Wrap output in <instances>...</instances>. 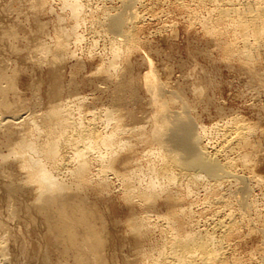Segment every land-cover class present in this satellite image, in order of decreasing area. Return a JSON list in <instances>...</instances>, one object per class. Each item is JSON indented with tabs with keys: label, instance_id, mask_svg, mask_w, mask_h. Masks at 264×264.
I'll return each mask as SVG.
<instances>
[{
	"label": "rangeland",
	"instance_id": "obj_1",
	"mask_svg": "<svg viewBox=\"0 0 264 264\" xmlns=\"http://www.w3.org/2000/svg\"><path fill=\"white\" fill-rule=\"evenodd\" d=\"M66 1L0 0V31L5 32L0 48L10 66L22 68L15 78L19 107L14 110L25 115L30 112L26 116L33 115L32 120L41 125L45 111L58 103L71 108L75 121L99 135L109 136L116 124L119 127L121 137L118 135L115 148L116 152L123 150L117 156V165L112 167L114 163L106 164L97 152L90 153L89 177L83 190L76 191L78 181L73 174L77 147L61 148L58 164L62 167L58 165V169H52V163L43 157L54 176L77 192V196L68 198L69 202L79 204L85 197L86 204L95 211L97 227L105 229L107 245L99 264H168L157 260L158 253L179 225L185 232L215 237L227 264H264V34L248 32L252 59H242L237 51L246 45L242 31L235 26L238 16L233 11L229 16L220 12L225 8H249L247 18H259L260 30L264 25V12L257 9L260 1L252 0L249 7L248 0H132L131 5L125 0H79L82 6L77 14ZM122 11L132 42L118 52V40L123 37L109 32L105 21ZM39 41L50 46L48 56L41 53ZM149 60L156 73V88L166 86L160 98L168 103L164 114L176 109L181 112L186 107L200 134L201 146L225 164L231 175L227 172L218 179L198 171L195 178L193 172L178 166L171 167L166 175L157 173L163 165V149L153 142V128L162 113L145 85ZM54 66L59 67L57 76L52 71ZM55 78L62 83L60 96L50 103V85ZM174 93L181 95L173 102ZM13 96L11 92V100ZM114 104L120 109L117 106L113 111ZM111 114L116 121L112 118L110 123ZM30 126L25 135L33 130L30 139L43 144L46 133L37 132L33 121ZM124 128H128L125 133ZM65 134L72 137L73 131L67 129ZM4 136L0 133V213L13 233L6 244L5 261L78 264L74 258L77 250L49 235L46 220L36 207L37 187L25 184L15 157L2 163L3 156H9ZM102 149L100 154L108 152ZM119 171L129 175L135 192L149 190L147 184L156 182L159 196L154 206L136 196L130 200L125 176ZM19 182L24 186L15 194V217L7 211L4 198L8 185L17 186ZM75 197L78 200L71 199ZM136 223L142 225L141 231L132 227Z\"/></svg>",
	"mask_w": 264,
	"mask_h": 264
},
{
	"label": "bare ground",
	"instance_id": "obj_2",
	"mask_svg": "<svg viewBox=\"0 0 264 264\" xmlns=\"http://www.w3.org/2000/svg\"><path fill=\"white\" fill-rule=\"evenodd\" d=\"M224 1H226V0H224ZM231 1H233V0H231ZM248 1H249V7H251L250 3L252 2V0H248ZM259 1L261 4H260V7H258L257 9L259 10V8H260V11L262 10L264 12V0H259ZM125 2H126L125 4L127 5L130 2H132V0H125ZM67 4L73 10L74 14L75 13L77 14L79 12L81 6H82L81 3L79 2V0H69L67 2ZM255 4H256V2H255ZM129 5H131V4H129ZM244 5H245V3H244ZM127 9H129V7ZM248 9H246V10L243 9L245 11H243V10L240 11V10H236V9H232V8H230V9L225 8V9L220 10V12L223 16H229L230 13L233 11L234 14H236L238 16V20L235 21V26L238 27V29H240L242 31L240 33L242 35V38L245 40L246 46L244 48H242V50L237 51V54L239 56H241L242 59L251 60L253 47H251L250 43H248L249 42L248 41V32L253 30L258 35L264 34V25L263 26L261 25L260 30L257 29V27L259 25V20H258L259 18L256 19V16H254L253 18H251L249 20V18H247V15H249V13H250L249 11H247ZM260 14H258V17ZM251 15H252V13L250 14V16ZM106 19H107V21H105V22H107L106 28H108V31L109 32L111 31V33H116L119 36L121 35L123 37V39L118 40L116 38H119V37H116L118 35L115 34V39L119 41V43H118L119 46H118L117 51L121 52V50H123V48H122L123 46L125 47V45H127V47H128L129 43L132 42V37H131V34L129 33V30H128L130 28L127 29V26H126L124 12L122 11L121 13L116 14L114 16H109ZM261 21H262V18H261ZM260 24H262V22ZM128 27H130V26L128 25ZM1 32L2 31H0V39L5 40V32H3L4 34ZM114 42H116V41H114ZM38 45L37 46L40 47V49L42 50L41 53H43L45 56H48V54L51 53L50 46H48L46 43L39 41ZM258 45H257V47H258ZM232 52H233V50H232ZM63 55H64V52H62V56H60L59 58L62 59ZM6 61L7 60L5 59L4 55L2 54L1 48H0V133L5 135L4 137H6V146L9 148V156H7L8 153L6 154V156H3L2 163H6V162L8 163L9 157L14 156L16 165L19 166V168L21 169L20 171H22L25 175V181H24L25 184L26 185L27 184L28 185L29 184L35 185L37 187L36 190L39 192L38 193L39 196L37 198L38 202L36 204V201H35L34 204H36V207H37L39 213L42 214L43 218L46 220L49 235L50 236L53 235L58 240H62V243H65L66 247L68 245V247L75 248L78 253H77V256L75 255L74 258H76L75 260H77L78 264H99L98 261H100V260L102 261L103 251L105 250V247L107 245L106 234L104 231L105 229L103 228L104 230H102L101 228L97 227V225H96V223L98 222L97 219H96L97 222L96 223L94 222L95 211L86 204L87 201H85V197H83L82 200L80 199L81 201L79 204L71 203V201L69 202L68 198L71 196L72 197L77 196L78 195L77 192L73 191L72 190L73 188L68 183H65L64 181H60V179H57L54 176V174L50 171L51 169L49 170V168H47V166H46L47 163L44 164L45 160H43V159L45 158L52 163V165H53L52 169L53 168L58 169L57 166L59 165L58 163L60 160L59 157L61 155V152H60L61 148H64V147L68 148V147H73V146L77 147V153H76V159H75L76 160V165H75L76 168H75L73 174L78 181V183L76 181V183L78 184L76 187V191H77V189H78V191L83 190V187L86 186V182L88 181V177H89V171H90L89 166L91 165L90 159H89L90 153L95 152L94 154H96V152H97L98 153L97 155H100L102 161H105L106 164L107 163H109V164L114 163L112 166V167H114L119 152L121 150H123V149H121L120 151L116 152L117 149L115 148V146L118 145L117 141L119 139L118 137L120 136L119 135L120 133L118 130L119 127L116 124V127L114 128V132L112 134H110L109 136L99 135L94 130L89 129L86 126H83L84 123L82 121L81 122L83 124H80L79 122L75 121L72 117L73 113L71 114V111H70L71 108L68 109L65 106L63 107L62 104L58 105V103L55 105H50V107L45 111V114L42 115L44 117L40 116V117H42V121H41L42 124L41 125L38 122H36L35 119L32 120L33 115H32V117L26 116L30 112L25 115V113H23V112L20 113V111L14 110V108L19 107L18 87H17V84L15 82V78H16L17 73L22 71V68L20 65H15L14 67H12L13 65L10 66V64ZM61 61H63V60H61ZM149 65H150L149 66L150 69L146 73L145 85L149 89V91L152 93L154 101L156 103H158L159 107H161V111L159 114L162 113L159 120L156 119L157 122L156 121L155 122L157 124H155L156 127L153 128V131L155 129L153 142L157 145V147L159 146L163 149L162 154H161V161L163 162V165L157 171V173L159 175H164V174L166 175V173H168V171H170L171 167L178 166L182 170H185L188 172H193L192 174L194 175L195 178H198L197 172L202 171L205 173V175H208L209 177L219 179L220 177L225 175V173L228 172L226 165L219 162L218 159H216L215 157L210 155L201 146L200 134L198 133L196 126L194 124V121L191 118V116L189 115V112H188L186 107L181 112L180 111L176 112V110H177L176 109L174 112H170V113L166 112L164 114V112L167 110L166 107H167L168 103H167V101L160 100V98H161V96L163 97V95L166 93V91H167L166 86L163 85V86H159L158 88H156V86L154 84V79H155L156 73H155V70L152 66L151 60H149ZM57 66L56 67L54 66V68H52L54 76H57L60 74V71L58 69L59 67H57ZM56 79L59 80L58 78H55L54 83L52 85H50L51 86L50 87V97H51L50 103L55 102L56 97H57L58 92H59V89H60V85L62 84V83L59 84V82ZM154 87H155V89H154ZM11 92L14 94V96H13L15 98L14 100H11L9 97ZM171 95H172V100L174 102L178 99V97H180L181 93H178V94L174 93ZM58 96H60V95H58ZM61 102H62V100H61ZM114 105H115L114 110L113 109H111V110L116 111L118 104H114ZM118 108L120 109V106H118ZM164 108H165V110H164ZM108 112H111V111H108ZM106 114H108V113H106ZM112 114H114V113H112ZM112 114L110 115L111 116L110 118L108 116L109 114L106 115L107 118L111 119L110 123H111L112 118H113ZM120 117H121V114H120ZM114 118H116V117H114ZM114 118H113V120H114ZM32 121L36 125L37 132L39 131L40 134L46 133V134H44V135H46V139H45V141H43L44 142L43 144H38L34 140L30 139L31 137L29 135H31L33 130L30 131V134L28 135L29 137L25 135V134H28L27 132L29 131V129H31L30 125H31ZM78 121H80V120H78ZM114 121H116V120H114ZM114 121H113V123H114ZM121 121H122V119H121ZM119 123H121V122H119ZM19 124H21V126ZM18 125L20 126L19 128H18ZM121 127H122V125H121ZM121 127H120V129H122ZM26 129H27V131H26ZM67 129H71L73 131L72 137H69V138L66 137L65 131ZM124 129H123V131L125 133V131H127L126 129H128V128H126L125 130ZM137 129H138V127H137ZM137 131H140V130L138 129ZM34 134H35V132H34ZM137 134H138V132H137ZM237 134H238V139L242 140V133L238 132ZM148 139H147V141H148ZM246 139H247V137H246ZM236 140H237V138H236ZM40 141H41V139H40ZM238 143H240V142H238ZM121 144H126V143L123 142ZM119 145H120V143H119ZM103 147L106 148V151H108V152H106V154H102V153L100 154V151L103 150L102 149ZM72 158H74V157H72ZM128 163H129V161H128ZM68 164H70V163H68ZM112 164H110V165H112ZM118 165H119V163H118ZM60 166L62 167V165H59V167ZM119 166H121V165H119ZM114 169H116V168H114ZM124 169H125V167H124ZM122 171H123V173L125 172V170H122ZM119 173H120V171H119ZM127 173H129V172H127ZM228 173H227V175H228ZM120 174H122V173H120ZM229 175H231V173H229ZM122 176H125L124 180L126 182H124V183L127 185V188L126 187L125 188L128 189L127 190L128 193L126 192V194H128L127 196L130 198V200L134 199L133 197L136 196V198H138V200L139 199L142 200L144 203H146V205H148L150 207L152 205L154 206V203L156 202V200L159 196V194L157 192L158 190H156L157 189V187H156L157 184H155L156 182L155 183L151 182V184H147V186L150 185L149 190L143 189V191H139V192L136 191L135 192L134 187L132 186L131 181H130L132 179L129 178V175L128 174L127 175L122 174ZM130 177H132V176H130ZM224 177H226V176H224ZM172 180L173 179H171V181ZM12 182H15V181H13V179H12ZM23 186L24 185L21 182H19L17 184V186L15 184L8 185V187H7L8 191H7V194L5 195V198H4V201L6 203L4 205L8 208L7 211H10L11 215L14 214L15 217L18 215V208H17L18 205H17V199H16L17 197L15 196V194H16L17 190H19ZM132 187H133V189H131ZM32 188L34 189V187H32ZM36 192H34V193L37 194ZM128 197H127V199H128ZM71 199H77L78 200V197L77 198L76 197L71 198ZM19 201L21 202V200H19ZM170 201H172V200H170ZM131 202H129V203H131ZM139 203H140V201H139ZM1 206H3V204ZM25 207H27V206L25 205ZM144 207H146V206H144ZM2 208L0 207V209H2ZM177 215H175V216L177 217ZM145 222H143V223H145ZM182 222L183 221H181V223ZM133 223L134 222H132V225H133ZM184 224L183 225L181 224V225L184 226ZM102 225H103V223H102ZM170 225H171V223H170ZM171 226H173V225H171ZM171 226H170V228H171ZM132 227L135 230H140V231L142 230L141 224L137 225V223H136V225L132 226ZM143 228H145L144 225H143ZM183 229L181 228L180 225L177 227L176 226L174 227L173 233H171V237L168 238V240H167L165 249L163 251H161L160 253H158V254H160L159 255L160 257H158L157 260H160V261L163 260L164 262L166 261V263H168V264H227L224 262L225 259L223 257H225V254L222 251L223 248L219 247V244L217 245L218 242H216L215 237H212V236L204 237V236L199 235V233L197 234V233L185 232V231H183ZM229 229L227 231H229ZM230 231H231V229H230ZM133 233H136V232H133ZM140 233L142 234V232H140ZM12 234L13 233H12L10 227L7 226L6 221L2 218L1 213H0V264H8L5 261L6 259H8V257H7V255H8L7 250L8 249L6 247V244H8V240L11 238ZM139 237H142V236H139ZM134 240H136V239H134ZM219 242H221V241H219ZM68 250H70V248ZM9 253L11 254L10 251H9ZM64 253H66V252H64ZM47 254L48 253H46V255ZM10 257H11V255H10ZM139 257H140V255H139ZM45 259L47 261L49 259V256L47 255L45 257ZM106 259H108V258L106 257ZM154 259H155V257H154ZM112 260H114V259H112ZM156 262L157 261H155V263ZM105 263H107V262H105ZM108 263H110V262H108Z\"/></svg>",
	"mask_w": 264,
	"mask_h": 264
}]
</instances>
